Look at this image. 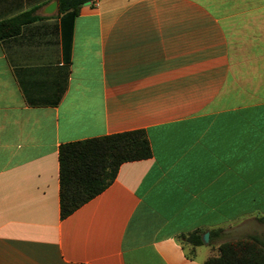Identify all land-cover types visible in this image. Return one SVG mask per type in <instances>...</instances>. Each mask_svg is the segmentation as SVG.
Here are the masks:
<instances>
[{"label": "crops", "instance_id": "0c3cea01", "mask_svg": "<svg viewBox=\"0 0 264 264\" xmlns=\"http://www.w3.org/2000/svg\"><path fill=\"white\" fill-rule=\"evenodd\" d=\"M0 0V264H204L264 239V0ZM144 130L152 157L66 218L60 148ZM210 233L193 246L187 238Z\"/></svg>", "mask_w": 264, "mask_h": 264}, {"label": "trees", "instance_id": "16d2710c", "mask_svg": "<svg viewBox=\"0 0 264 264\" xmlns=\"http://www.w3.org/2000/svg\"><path fill=\"white\" fill-rule=\"evenodd\" d=\"M59 13L78 15L81 7L94 0H57ZM35 11L0 21V39L17 36L23 27L39 19ZM152 157L144 130L119 133L64 144L60 148L61 214L68 217L111 185L122 164ZM187 238L193 246L204 244L203 233ZM219 254L204 264H264V239L257 235L221 244Z\"/></svg>", "mask_w": 264, "mask_h": 264}, {"label": "water", "instance_id": "95a60500", "mask_svg": "<svg viewBox=\"0 0 264 264\" xmlns=\"http://www.w3.org/2000/svg\"><path fill=\"white\" fill-rule=\"evenodd\" d=\"M86 4H90V2H88V3H86ZM57 7H58V1H55V2H53L51 5H49V6L47 7L45 13H47V14H51V13H53V12L56 11ZM209 238H210V233H209V232H207V233H205V234L203 235V241H204L205 243H208V242H209Z\"/></svg>", "mask_w": 264, "mask_h": 264}, {"label": "rangeland", "instance_id": "374dc122", "mask_svg": "<svg viewBox=\"0 0 264 264\" xmlns=\"http://www.w3.org/2000/svg\"><path fill=\"white\" fill-rule=\"evenodd\" d=\"M245 238V237H242ZM219 254V249H216L215 254L214 255H218Z\"/></svg>", "mask_w": 264, "mask_h": 264}]
</instances>
